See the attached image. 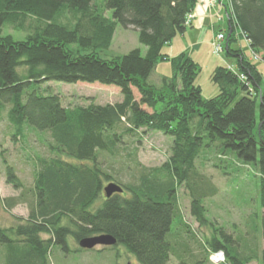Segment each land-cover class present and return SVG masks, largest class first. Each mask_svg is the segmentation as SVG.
<instances>
[{
    "label": "trees",
    "instance_id": "16d2710c",
    "mask_svg": "<svg viewBox=\"0 0 264 264\" xmlns=\"http://www.w3.org/2000/svg\"><path fill=\"white\" fill-rule=\"evenodd\" d=\"M229 2L230 8H223L228 17L225 53L237 60V69L219 66L213 81L220 93L206 100L195 84L199 65L185 53L172 59L174 76L161 88L148 81L157 63L170 59L164 49L185 33L199 0H0V121L9 106L11 136L26 141L34 134L48 151L36 156L29 188L3 161L6 183L21 194L2 198L0 192V205L10 212L26 204L29 216L15 217L20 222L15 227L0 225V264H50L56 247L66 255L79 253L86 251L79 247L81 240L101 235L114 237L140 264H168L177 246L183 250L179 254L196 257L192 241H186L195 232L184 218L173 244L167 235L181 214L182 187L196 222L208 224L205 203L218 195L219 187L196 163L217 142L216 168L239 160L257 173L264 237V75L243 49L232 46L242 38L254 60L264 52V0ZM118 25L137 32L145 56L136 49L101 57ZM8 28L26 38L17 41L4 33ZM52 81L116 86L123 100L65 107L60 95L40 91ZM141 131L172 138L171 155L162 167L146 168L136 162L135 151L130 157L139 174L133 182L119 183L105 171L101 156H120L124 137ZM2 174L0 167V179ZM110 183L124 192L107 198L104 188ZM246 231L234 238L223 227L214 229L204 242L205 261L215 264L211 255L222 251L220 264H264L257 231L249 226Z\"/></svg>",
    "mask_w": 264,
    "mask_h": 264
},
{
    "label": "rangeland",
    "instance_id": "374dc122",
    "mask_svg": "<svg viewBox=\"0 0 264 264\" xmlns=\"http://www.w3.org/2000/svg\"><path fill=\"white\" fill-rule=\"evenodd\" d=\"M223 4L230 8L229 0H225ZM205 11L207 15L200 16L197 14L198 20L201 18H203L202 21L207 20L205 23L203 22L202 26L194 20L192 24L187 26L184 34H178L171 44L165 47L163 53L170 59L160 60L157 63L155 70L148 80L151 85L161 88L165 79H172L174 76L172 59L185 53L199 65V73L195 84L200 86L203 98L206 100L212 99L220 93L218 85L213 81L215 70L219 66L236 70L237 60L228 56L225 50L220 54L214 53L213 44L217 34L228 30L226 23L227 14H224L221 8H214L212 14L216 15V17L212 19L207 9ZM106 16L111 18L112 12L107 11ZM204 25L206 26L205 29H203ZM4 33L13 35L17 41L26 38L25 33L14 32L11 28L5 29ZM239 40L240 42L232 45L233 48L243 49L247 60L251 61L264 75V52L260 53L259 56L257 55L258 60H254L248 42L242 38ZM136 49H140L143 56L147 53L146 46L139 42L138 34L135 30L125 29L121 25H118L110 49L103 51L100 55L104 59H112L127 55ZM40 91L42 93L45 91L47 95H60L63 105L69 108L85 107L91 103L97 105L116 104L123 100V95L118 87L100 83L78 82L68 84L52 81L43 84ZM134 94L136 99L140 100V95L136 89H134ZM7 108L2 114L3 119L0 121V167L3 171L2 179L0 180V192L3 198L19 197L21 194L20 191H15L12 186L6 183L4 160L17 171L20 179L29 188L33 185L36 156L38 154H48L47 148L37 140L34 134L27 135L26 141L15 140L11 136L12 128L7 118ZM143 108L151 111L145 106ZM172 144L173 139L162 133H144L141 131L140 134L124 137V147L120 156L113 157L103 154L101 162L105 171L113 175L119 183L128 184L135 181L133 175L138 176L139 174V168L135 166L133 158H131L135 151L137 155L136 162H139L146 168H160L168 161L171 155ZM216 146L219 147L220 143L217 142L214 147L206 148L205 151L207 152H204L207 154L196 163L200 172L209 177L219 187L218 195L212 199H208L205 203L208 209L206 214L208 224L200 226L196 222L191 214L190 196L186 189L182 187L178 191L181 214L176 215L171 229L172 232L167 235V240L173 244L174 238L178 236V232L181 229L182 218H184V221L196 233L189 234L191 239L186 238V241H188V244L192 241L191 244L197 256L192 257L190 255L179 254V251L181 253L183 250L177 246L168 264H180L181 262L187 264H212L205 261L206 246L204 242L206 238L212 235L214 229L220 227H223L228 234L237 238L248 233L249 231L246 230L249 226V229L251 227L258 233L256 235L258 253L264 249V237L261 235L263 232V209L260 203L257 173L252 167L243 164L239 160H236L234 164L227 167L219 166L216 168L215 165L218 164L217 160L214 159L217 153ZM130 155L132 156L130 157ZM100 204L101 202H98L97 205L99 206ZM28 216L29 209L26 204H19L10 212L3 205H0V225L2 227H15L20 223L16 219L17 217L28 218ZM217 236L222 239L220 232L217 233ZM44 238H48V236L44 235ZM71 245L72 250L75 251L77 246L75 243ZM50 264L140 263L133 254L128 253L124 246L116 245L107 247L106 249L105 247L98 246L94 250H86L79 253L73 252L67 255L59 247H56L50 256ZM250 264L259 263L254 261Z\"/></svg>",
    "mask_w": 264,
    "mask_h": 264
},
{
    "label": "built area",
    "instance_id": "2783aa9c",
    "mask_svg": "<svg viewBox=\"0 0 264 264\" xmlns=\"http://www.w3.org/2000/svg\"><path fill=\"white\" fill-rule=\"evenodd\" d=\"M224 1L225 0H199V5L203 4L204 8L207 9L210 17H212V19H213L216 17V15L214 16L212 14V10L214 8H219V7L221 9H223L224 8V4H223ZM204 14L207 15L206 11ZM217 16H218V18L220 17L219 15H217ZM196 19H197V13L194 11L193 13L188 15L187 20H186V26H189L190 24H192L194 22V20H196ZM219 19H221V17ZM225 42H226L225 33H223V32L218 33L216 36V40L213 44L214 50H215L214 53H216V54L223 53L225 50ZM218 253H220V252H218ZM218 253L212 254L210 257L211 261L215 264H220V263L225 261L224 253H223V256L219 255Z\"/></svg>",
    "mask_w": 264,
    "mask_h": 264
},
{
    "label": "water",
    "instance_id": "95a60500",
    "mask_svg": "<svg viewBox=\"0 0 264 264\" xmlns=\"http://www.w3.org/2000/svg\"><path fill=\"white\" fill-rule=\"evenodd\" d=\"M124 188L117 183H110L104 188L107 198H111L114 194H122ZM117 245V240L110 235H101L85 238L79 242V247L83 250H94L98 246L112 247Z\"/></svg>",
    "mask_w": 264,
    "mask_h": 264
},
{
    "label": "crops",
    "instance_id": "0c3cea01",
    "mask_svg": "<svg viewBox=\"0 0 264 264\" xmlns=\"http://www.w3.org/2000/svg\"><path fill=\"white\" fill-rule=\"evenodd\" d=\"M198 15H200V16H203V14L205 13V8H204V5L203 4H201V5H199L198 6V8H197V12H196ZM203 20V18H201L200 20H198V19H196V21L195 22H197V24H199L200 26H202V24H203V22L205 23L207 20H204V21H202ZM205 25H204V28L203 29H205ZM208 28H209V26H208ZM202 29V30H203ZM185 37V36H184ZM2 179V178H1ZM0 179V180H1ZM3 198V197H2Z\"/></svg>",
    "mask_w": 264,
    "mask_h": 264
},
{
    "label": "clouds",
    "instance_id": "9594fccd",
    "mask_svg": "<svg viewBox=\"0 0 264 264\" xmlns=\"http://www.w3.org/2000/svg\"><path fill=\"white\" fill-rule=\"evenodd\" d=\"M219 255L223 256V252L221 251L220 253H218Z\"/></svg>",
    "mask_w": 264,
    "mask_h": 264
}]
</instances>
